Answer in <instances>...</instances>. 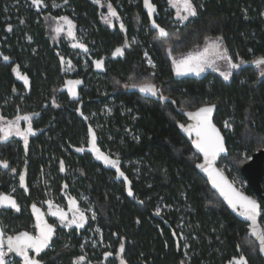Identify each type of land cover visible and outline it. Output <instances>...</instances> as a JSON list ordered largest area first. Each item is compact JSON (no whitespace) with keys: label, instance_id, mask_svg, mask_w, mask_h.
<instances>
[{"label":"trees","instance_id":"1","mask_svg":"<svg viewBox=\"0 0 264 264\" xmlns=\"http://www.w3.org/2000/svg\"><path fill=\"white\" fill-rule=\"evenodd\" d=\"M117 2L72 0L77 24L85 34L84 44L94 56L109 57L107 72L98 75L91 68L83 70L79 58L83 99L73 105L68 97H62L59 105L44 109L38 127L48 134L39 135L29 151L20 141L0 140V160L9 165L0 166V193L8 194L11 185L17 184L15 197L21 203L37 197L41 201L51 197L63 201L67 193L79 195L80 190L90 194L99 214L98 223L110 244L106 252L95 256L99 264H118L119 256L126 264H228L241 254L248 264H264L257 242L249 236L248 224L228 209L198 172L196 163L201 157L178 128V122L186 123V119L172 103L131 91L133 84L150 82L162 87L163 93L182 109L217 105L214 122L223 131L229 151L219 166L233 181L236 174L243 178L241 166L264 149V66L251 63L264 56V0H194L197 15L181 25L175 11L166 10L168 0H151L155 5L151 14L144 0L135 6L125 4L124 10ZM108 3L118 13L111 17V23L103 18L109 16ZM22 5L21 0H0V34L6 33L8 23H19L15 17L22 15ZM153 20L167 31V36L159 34ZM27 32L34 36L33 43L12 40L2 47L14 58L11 65L0 64L3 118L24 115L34 108L41 110L43 101L55 95L53 85L61 79L56 54L44 37L41 23L31 19L27 28L14 30L20 36ZM134 36L140 38L141 45L130 42ZM217 37H223L222 44L233 62L245 63L231 71L228 80L210 67L176 79L173 58L180 60ZM143 47L156 61V69L146 64ZM117 48H123V53L114 55ZM17 64L35 85L30 96L12 70ZM105 106L112 110L110 115L104 114ZM81 113L93 119L87 123ZM226 120L233 124V131L225 128ZM97 123L102 124L98 133L94 128ZM89 127L102 151L119 159L120 171L127 179L114 167L93 159L90 149L77 151L82 142L89 145ZM65 160L76 166L77 181L72 182L73 177H65L61 171V161ZM21 174L27 191L20 182ZM241 189L255 196L248 186ZM162 202L166 208L157 214ZM0 223L6 233L16 234L31 230L32 216L27 207L20 212L0 210ZM181 231L190 244L189 259ZM81 234L77 228L72 232L59 229L51 247L40 257L42 264H76L77 258L84 256ZM121 243L123 253L119 252ZM105 253L112 255L106 257Z\"/></svg>","mask_w":264,"mask_h":264},{"label":"snow or ice","instance_id":"2","mask_svg":"<svg viewBox=\"0 0 264 264\" xmlns=\"http://www.w3.org/2000/svg\"><path fill=\"white\" fill-rule=\"evenodd\" d=\"M32 3L39 7L43 0H32ZM94 3L101 4V0H94ZM177 3L182 5V11L183 15L181 14V11H177V17L181 21L188 20L189 17H194L197 15V8L195 4L193 3V0H169V4L176 6ZM144 6L148 9L149 14L153 13L155 11V5L151 3V0H144ZM108 17H103L106 22L111 23V17L118 16V13L116 10L112 7L111 3H108ZM61 21H64L68 25V35L74 36L73 29V23L71 20H69L68 17H60L58 18ZM154 27L158 29L159 34L161 36H167V31L162 28L159 24H156L155 20L152 21ZM120 28L124 29L123 22L120 23ZM9 30H11V25H9ZM57 33L63 31L62 26H57L55 29ZM223 41V37H217L216 42L213 44V51L220 57V59H224L228 62L230 69H237L240 68L245 61L240 60L239 63H235L232 61V57L228 55L226 48H221V44ZM80 48L86 49V45L82 43H78L77 45H74ZM209 51V49L206 47L204 49V52H189L187 55H184L181 57L180 60H176L173 58V63L176 67L177 73L179 74L181 71H195L197 74L199 72H202L204 70V67L207 64V60L205 58V54ZM123 48H117L115 54H122ZM147 55V53H145ZM4 60H8L9 57L4 56ZM61 61L64 62V58L61 57ZM151 63V61H149ZM70 64L71 62L68 61ZM251 63L257 65V66H264V56L257 57ZM97 68L103 67V60H97L95 61ZM16 74L25 81V83H28V78L26 75H21L19 72V65L16 66V68L13 69ZM225 80H228L230 76L232 75L231 71H227L222 73ZM261 76H264V72H261ZM72 83H81L80 81L72 82L69 81L68 84ZM132 87L139 88L141 92L145 93H151L152 95H156L158 89L156 88V85L145 82L142 84H133ZM125 87H128V85H125ZM73 95H76L75 92H73ZM164 99H167L166 97H163ZM215 105H206L204 107L198 108L195 112H189L188 115L191 116L195 120V124L188 125V127L185 129L186 131H195L196 133V141L195 145L196 147L204 154V160L205 162L202 164L197 165V167L204 169L208 172L212 184L220 190V192L223 194L225 199L228 201V203L233 208H240L241 215L246 218L247 221H250V231L253 236L257 238L259 241V251L261 253H264V227H258V218L261 216V205L254 199L243 195L242 193L238 192L231 183L227 181V178L223 176L222 173H220L218 170H216L214 167H212L217 155L219 153L225 152L226 147L224 143V137L220 134L219 129L216 128V126L211 122V113L213 112ZM83 115V113H81ZM24 119L29 121L28 127L26 130L21 131L19 128V120ZM85 119H87L85 117ZM3 120V117H0V121ZM15 124V127L13 125ZM225 127H230V124L225 121ZM181 128H185L183 124L179 125ZM0 130L3 131V136H0V140H5L9 136L15 132L16 135H22L24 137V144L25 148H27L28 143V135L33 132V129L31 127V116H24V117H16V121H9L7 126L0 125ZM89 133H90V146L91 151L96 153V158L99 160H102L105 165H110L116 169L118 172V175L121 177H124L127 179L125 174L120 171L119 168V159H112L110 155L105 154L102 152L96 143V135L95 132L89 127ZM77 151L84 152L85 148L81 147L78 148ZM0 166H3L4 168H8V162L5 160H0ZM63 161H61V171H63ZM13 172H15V169H12ZM20 182L21 184L26 188L25 184V176L23 174L20 175ZM130 183V182H129ZM66 187V185H65ZM129 194L131 195V189L129 188ZM50 208H52L53 202L51 200L47 201ZM71 207L73 208V217L70 221H68L67 226L71 227L72 224H76L78 227H82L83 223L86 221V216L83 211H80L77 206V201L75 198H71L69 201ZM11 207L14 208L17 212L20 211L19 204L16 202L15 198L9 194H3L0 193V208L2 207ZM57 211L52 212L53 216H59L61 223H64L67 220V213L63 212L62 210H59L58 206ZM33 211L36 213V228L38 229L37 234H32L29 232H19L14 236H7L5 239V234L3 231V228L0 227V264H6L5 257L8 253L15 252L19 254L21 257H23V264H40V261L37 259H34L29 255V250L34 249L35 252L38 254L43 249L47 248L49 246V242L54 235V226L49 224L47 220L44 219V214L41 212L39 208L35 204L32 205ZM160 209H157V213H159ZM78 213V217H77ZM93 218H95V213L93 212ZM5 245L7 246V251H5ZM124 251V244L121 243L119 247V252L123 253ZM112 253H105V256H111ZM86 259L85 256H80L77 258L76 264H80V262L84 261ZM121 264H125V262H121ZM228 264H248L247 258L241 254L238 257H233L231 260H229Z\"/></svg>","mask_w":264,"mask_h":264},{"label":"flooded vegetation","instance_id":"3","mask_svg":"<svg viewBox=\"0 0 264 264\" xmlns=\"http://www.w3.org/2000/svg\"><path fill=\"white\" fill-rule=\"evenodd\" d=\"M21 1L23 4L21 6L22 7L21 8L22 15L15 17V20L19 21V23H17V24H15L13 22L8 23L6 25V29H5L6 33L0 34V64L6 63V64L11 65V63H13V61H14V58L11 56V53L8 50L6 51V53L4 52V50L2 48L4 43L9 44V42L12 40H16V41L21 40V41L28 42V43H33L35 41L34 36L30 32L25 33L23 36L14 34V30L17 27L22 26L23 29L27 28L28 22H30V20L32 19L35 24L41 23V26H43L44 33H45L44 37L49 41L50 47L53 49V51L56 54L57 62L59 64L60 74H61V79L59 78L58 83L53 85L54 86L53 89L56 91L55 95L50 96L47 101H43L41 110H37L34 108L33 111L24 113V115L20 114V115H15L13 117H4L3 120L0 121V125L7 126L9 121H13V122L16 121V117H18V116L19 117L31 116V127L33 129V132L28 135V143H27V148H26V150L29 151L30 147L33 144V141L36 138H38L39 135L48 134V131L45 128L38 127V121L40 120V118L42 120V118L45 115L44 109H47L48 107H53V106L56 107L57 105H59L58 100H60V98H62V97H66V98L68 97L69 101H71V104H73V105L78 101V99H80V98L83 99V96L80 92V89H81L80 87L82 86V81H80L81 83H79V84H77V83L68 84L69 81L76 82V81H79V79H81L78 77V60H79V58L82 60L81 64L83 66V70L88 71L91 68L92 73L102 75L105 73H99V72H96L94 70V60L95 59H101L102 57L105 56L106 57L105 65L107 68L109 57L107 55L94 56L93 50L88 46H86L87 50H85L84 48L74 46V45H77L79 43L78 42L79 38H78L77 11H76V7L72 4V0H62V1H60V0H43V3L39 7L34 5L32 3V0H21ZM60 17H68L69 20L72 21L73 26H74L72 31L74 32L75 38H73V36L68 35V25L66 22L59 20L58 18H60ZM8 21L9 22L13 21L12 17H10L8 19ZM9 25H11V30H9ZM57 26H62L63 31L57 33L55 31ZM82 44H84V42ZM7 47H10V46L7 45ZM4 56L9 57V59L4 60L3 59ZM61 57L64 58V62L61 61ZM68 61H70L71 63L69 64ZM17 65L13 66V69L16 68ZM19 72L21 75H26L28 78V83H25V81L23 79H21L16 74V72H14L16 74L17 80L20 81L23 84L24 88L26 89V92H24V93L27 96H30L33 93V89H34L35 85L31 82V79L29 78L28 74L25 73L21 69L20 66H19ZM92 75L93 74H91V73L89 74V76H92ZM73 92H75L76 95H73ZM85 117L87 119H85ZM83 118H84L85 122H87V123H89L93 119L92 115H89V114H84ZM52 120H54V119H52ZM18 124H19V128L21 129V131H24L27 129L29 121L21 119V120H19ZM13 127H15V124L13 125ZM101 127H102V124L97 123L94 128L97 132L98 129H100ZM37 128H40V130H38ZM0 132L3 136V131L0 130ZM7 139L20 141L25 146L24 137L22 135H16L15 132H13V134L11 136H9ZM81 144H82V147L85 148V150H88V149L91 150L90 143H89V145L87 144L88 145L87 147H86V144L84 142H82ZM97 146L102 151L101 145H99L98 142H97ZM91 152H92L91 153L92 158L94 159L96 157V153H94L93 151H91ZM102 152H104V151H102ZM104 153L111 156L110 152H104ZM25 158L27 159L28 157L26 156ZM112 159H115V158H112ZM75 167L76 166L72 162L69 163L67 160L63 161L64 170L62 172H64L65 177H71V178L73 177L71 179L72 182L77 181L79 178L78 176L75 175V173H76ZM25 184H26V182H25ZM17 186H18L17 184L11 185V191L8 194L13 196L16 199V202L19 204L20 211L24 207L25 208L27 207V209H29V212L32 216V224H31V230L25 229L26 231H29L34 235L36 234V228H35L36 213L32 209L33 204H35L37 206V208H39L43 214H47L51 211L57 210L56 206H58L59 210H62L63 212L67 213V220L64 223H61L60 218H57V217H50L49 218L50 222L52 224H54L55 226H57V231L55 233V236H56L59 229H63L66 232H72L75 230V228H77V230L79 232H81L82 234L86 230L87 223H88V214L84 211V199L86 198V196H89V198L91 200H93L90 194L85 193L82 190H80L79 195H76L74 193H72V194L67 193V195L65 196V199L63 201H57V200H55L54 197H51L48 200H42L41 201V197H37L36 199L31 198L30 202H28V203H26V202L21 203L20 200H18L17 197H15V192L17 190V188H16ZM23 188L27 191V184H26V188L24 186H23ZM71 198H75V200L77 201V206H78L79 210L83 211L86 218H87L86 221L83 223L82 227H78L76 224H72L71 227L67 226L68 221H70L73 217V211H74L73 208L71 207L70 203H69ZM49 200H51L53 202L54 206L52 208H50L48 203H47V201H49ZM12 210H15V209H12ZM6 211H9V210H6ZM20 211H18V212H20ZM77 217H78V213H77ZM25 230H22V231H25ZM4 232H5V230H4ZM5 234L15 235V234H8L6 232H5ZM5 251H7V249H5ZM15 260H19V259L17 257L13 256L12 259L10 261H8L7 264H14ZM19 261H20V264H22L21 260H19ZM84 262H85V260H84Z\"/></svg>","mask_w":264,"mask_h":264},{"label":"water","instance_id":"4","mask_svg":"<svg viewBox=\"0 0 264 264\" xmlns=\"http://www.w3.org/2000/svg\"><path fill=\"white\" fill-rule=\"evenodd\" d=\"M97 60H103V67L102 68H97L96 67L95 61H97ZM105 60H106V57L105 56L102 57L101 59H95L94 60V70L96 72H99V73H106L107 72V68H106V65H105ZM194 73H195V71L180 72L179 74L177 73V75H176L175 78L178 79V80H180V79H183V78H187V77L191 76ZM157 89H158V91H157V94L156 95H152L151 93L141 92L140 89L139 88H136V87L133 88V89H131V91L132 92L140 93L143 96L148 97V98L156 99V100H158V101H160L162 103H172L175 106L176 110L179 112V114L186 119V121H187L186 123L178 122V128H179L180 132L190 141V143H191L192 147L194 148L195 152L201 157V160L196 163V168H197L198 172L208 181V183L210 185V188L222 199V201L225 203V205L228 207V209L239 220H241V221H243V222H245V223L248 224V226H249V236L252 237V238H254L255 241L257 242L258 246H259V241L257 240V238L255 236H253L251 234V231H250V221H247L246 218L240 214L242 210L239 207L238 208H233L228 203V201L225 199V197L220 192V190L218 188H216L212 184V180H211L208 172L205 171L202 168L197 167V165L202 164V163L205 162V160H204V154L195 145V141L197 139L195 131L189 132V131H186L185 130L188 127V125L195 124V120L191 116H189L188 113L189 112H195L197 109L196 110H185V109H182V108H180L178 106L177 102L173 98L168 97V96H166L163 93L162 87L157 88ZM163 97H166L167 99H164ZM209 105H215V104H209ZM215 106L216 107L214 108L213 112L211 113V122L216 126L217 129H219L220 134L224 137V143H225L226 151L225 152H222V153H219L217 155V157H216V159H215L212 167H214L216 170H218L220 173H222L223 176L227 178V181L229 183H231L232 186L238 192H240L243 195L248 196V197L256 200L261 205V209H262V203L264 202V187H263V181H264V149H262V150L258 151L257 153H255L254 156L248 162L244 163L241 166V168H240V171H241L242 175L247 180L249 189L255 195V196H252V195L248 194L247 192H245L244 190H242L239 186H237V184L227 175V173L223 170V168H221L219 166V163H220L221 158L228 156L229 151H228L227 141H226V138H225V135H224L223 131L214 122V117H215V114H216V111H217V105H215ZM202 107H204V106H202ZM181 124H183L185 126V128L179 127V125H181ZM0 209L1 210H12L14 208L5 206V207H2ZM54 211H57V210H54ZM54 211H51V212H49L47 214H44V219L47 220V222L49 224L53 225L54 226V229H55L54 235L52 236V238H51V240L49 242V246L47 248L43 249L38 254L35 252L34 249H30L29 250V255L31 257H33L34 259L39 260L40 261V264H42V261H41V259L39 257L42 256L43 254H45L48 251V249L51 247V245L53 243V240L55 238V233L57 231V226H55L54 224H52L50 222V220H49L50 217H57V218H59V216H53L52 215V212H54ZM262 217H263V212L261 211V216L258 218V225H257L258 227H264V224L262 223ZM36 223H37V220H36V217H35V228H36ZM0 227H2L1 223H0ZM25 231H21V232H25ZM26 232H29V231H26ZM29 233H31V232H29ZM37 233H38V229L36 228V234ZM4 234H5V232H4ZM7 236H14V235H7V234H5V239H6ZM5 249H7V246L6 245H5ZM259 254L264 258V253H261L259 251ZM13 256H15L19 260H21V263L23 264V257H21L19 254L15 253V252H11V253H8L7 254V256L5 257L6 264L8 263V261H10L12 259Z\"/></svg>","mask_w":264,"mask_h":264},{"label":"rangeland","instance_id":"5","mask_svg":"<svg viewBox=\"0 0 264 264\" xmlns=\"http://www.w3.org/2000/svg\"><path fill=\"white\" fill-rule=\"evenodd\" d=\"M134 1H137V0H131V4H133L132 6H135V5H137L138 3H139V0H138V2L137 3H133ZM169 1V0H168ZM120 3H122V0L120 1ZM193 3H194V0H193ZM117 5L122 9V7L120 6V4H119V0H118V2H117ZM122 10H124V9H122ZM166 10H173V11H175V14H176V18H177V20H178V22H177V24L178 25H181V24H183L185 21H187V20H185V21H181L178 17H177V11H181V14L183 15L184 13H183V11H182V5H180L179 3H177V5L176 6H173V5H171V4H169V7H167L166 8ZM191 17H189V19H190ZM78 42L79 43H83V42H85V34L83 33V30H82V28L81 27H79L78 26ZM131 42L133 43V44H135V45H141V40H140V38L138 37V36H134V37H132L131 38ZM216 42V40H211V41H209L203 48H201V49H199V50H197V51H194V52H204V49L207 47L208 49H209V51L205 54V58H206V60H207V64H206V66L205 67H210L211 68V70H214V71H216V72H218V73H224V72H227V71H233L234 69H230L229 68V64H228V62L226 61V60H224V59H220V57L215 53V51H213V44ZM221 48L223 49V48H225L224 47V45L223 44H221ZM143 57H144V53H148L149 55L151 54L150 52H149V50L146 48V47H143ZM154 59V58H153ZM149 60V59H148ZM146 64H147V62H146ZM148 65V64H147ZM149 67H151V68H153V69H156V67H157V63H156V66L155 65H153V64H151V65H148ZM204 67V68H205ZM112 113V110L108 107V106H105L104 107V114H106V115H110ZM229 124H230V127H226V129L227 130H229L230 132L231 131H233V124L231 123V121H229V120H226ZM234 182L236 183V184H238V186L240 187V188H242V187H245V186H248V183H247V180L244 178V176H243V178L240 176V175H237L236 174V176H235V179H234ZM83 196V195H82ZM84 203H86V202H84ZM87 206L88 207H92V208H95V202L93 201V200H89L88 201V203H87ZM160 209V211H159V213H157V214H162L163 213V210H164V208H166V205H165V203L164 202H162L161 204H158V206H157V209ZM157 212V211H156ZM262 212H264V210H262ZM98 213V212H97ZM264 224V223H263ZM184 237V241H183V243H184V248H185V251L187 252L188 251V249H189V246H190V244H189V241H187V238H186V236L184 235L183 236ZM185 256L189 259V256H187V254H185ZM125 262L124 261V259L122 258V256H119L118 257V259H117V262H118V264H121V262ZM126 264V263H125Z\"/></svg>","mask_w":264,"mask_h":264},{"label":"built area","instance_id":"6","mask_svg":"<svg viewBox=\"0 0 264 264\" xmlns=\"http://www.w3.org/2000/svg\"><path fill=\"white\" fill-rule=\"evenodd\" d=\"M120 1L121 0H119V4L122 7V9L126 8L125 4L131 6L133 5L131 4V0H122V3H120ZM137 2L138 0L134 1L133 3H137ZM143 58L145 59L148 65L153 64L156 66V61L153 59L151 54L149 55L147 53V55H145L144 53ZM149 61H151V63ZM89 200H91L89 196H86V198L84 199V202H86L84 203V211L88 214V223L86 230L82 234L80 249L82 250L83 255L86 257L84 264H99V260H97L95 256L102 255L104 251L107 248H109L110 244L106 240L105 230L98 223L99 214L97 213L96 209L87 206ZM93 212L95 213V218H93ZM184 235L185 234L181 231L180 237L182 238L183 241H184V237H183ZM187 253L188 252L185 251V254Z\"/></svg>","mask_w":264,"mask_h":264}]
</instances>
